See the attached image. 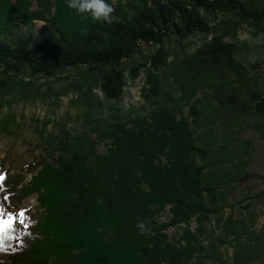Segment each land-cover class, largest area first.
<instances>
[{
    "label": "trees",
    "instance_id": "16d2710c",
    "mask_svg": "<svg viewBox=\"0 0 264 264\" xmlns=\"http://www.w3.org/2000/svg\"><path fill=\"white\" fill-rule=\"evenodd\" d=\"M243 26L264 37L263 0H0V96L20 84L34 99L41 93L23 77L68 74L64 94L97 109L95 88L117 102L144 74L150 105L143 115L117 109L105 118L92 107L91 135L64 130L39 160L0 163V264H264L263 236L243 239L242 222L227 224L236 237L231 261L207 229L212 216L223 219L225 187L250 177L220 167L227 149L217 141L211 162V126L264 123V71L240 61L241 45L228 41ZM198 35L202 47L186 54ZM165 42L178 45L172 62ZM166 69L177 94L164 89ZM203 98L215 103L211 112ZM31 197L35 209L21 208Z\"/></svg>",
    "mask_w": 264,
    "mask_h": 264
},
{
    "label": "rangeland",
    "instance_id": "374dc122",
    "mask_svg": "<svg viewBox=\"0 0 264 264\" xmlns=\"http://www.w3.org/2000/svg\"><path fill=\"white\" fill-rule=\"evenodd\" d=\"M112 1L115 4L119 0ZM120 1L127 2L128 0ZM41 26L38 23V28ZM228 41L241 45L240 56H238L240 61L249 67L258 63L260 72L264 71V62L260 58L262 57L260 48L264 46L262 35L256 36L252 29L243 26L236 39ZM204 42L205 37L202 35L192 37L188 40L189 44L185 43V53H194L202 47ZM243 43L248 46L242 47ZM164 48L172 53L168 60L172 62L178 53V45L175 42H165ZM140 50L147 54L155 52L156 47L140 45ZM169 73L167 69L162 73L163 78L166 77L164 89L166 92L177 94L174 80ZM67 75L64 74L63 79L23 77L25 82H32L39 89L41 94L34 99L29 96L33 88L23 87L20 84L14 86L11 94L0 96V163L6 161V168L17 169L23 164L39 160L47 154V141L50 137L58 136L64 130H70L76 135L92 134L86 117L89 109L95 108V103L88 106L84 103V99H81L80 93L64 94L70 83V80L66 79ZM262 76L264 77L263 73ZM144 87H146L144 74H141L136 81L128 80L124 95L117 102L107 101L100 89L95 88L94 98L99 103V107L95 108L93 116L96 117L98 114L97 117L105 118L114 114L117 109L126 114H145L150 105L144 98ZM213 106L215 103L211 105L203 98V107L206 111L211 112ZM184 112L188 115L189 108L186 107ZM260 125L264 126V123L255 118L250 119L247 124L241 123L230 130L216 123L211 126V136H206L205 139L210 146L214 145L211 162L216 160L214 151L217 148L214 141H217L218 145L227 149L223 151L224 156L223 154L219 156L222 163L220 167L228 168L237 178L243 176L242 172L250 176L248 179L232 182L225 187L227 203L222 211L223 219L219 223V216H212L211 223L207 224L211 235L216 239L223 238L225 241L221 252L228 261H231L233 257V247L236 244L234 242L236 237L227 231L230 218L245 225L244 230H241L243 239L247 232L260 234L264 239V129ZM98 151L105 153V145L98 146ZM230 157H232L231 160ZM30 178L31 176L28 175L27 180L29 181ZM36 204L35 197H31L21 204V208L35 209ZM169 218V213H165L160 219L166 222ZM192 228L197 229L198 224L192 223ZM169 235L172 237L178 235L177 229L171 228ZM209 237L205 236L206 243L210 242Z\"/></svg>",
    "mask_w": 264,
    "mask_h": 264
}]
</instances>
